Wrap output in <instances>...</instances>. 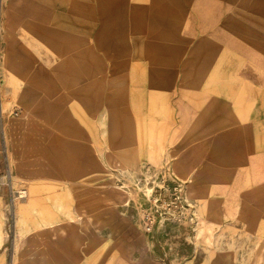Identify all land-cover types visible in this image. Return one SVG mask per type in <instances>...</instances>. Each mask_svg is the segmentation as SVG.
Listing matches in <instances>:
<instances>
[{"label":"crops","instance_id":"crops-1","mask_svg":"<svg viewBox=\"0 0 264 264\" xmlns=\"http://www.w3.org/2000/svg\"><path fill=\"white\" fill-rule=\"evenodd\" d=\"M192 8L188 0H0L7 88L22 106L0 116V131L13 168L32 182L102 187L112 183L108 168L167 164L169 184H183L196 212L200 264H264V128L240 127L239 114L238 126L225 127L223 23ZM248 39L252 70L264 71V30ZM37 61L63 78H35ZM4 215L0 203V231ZM120 215L107 218L112 238H122L106 262L135 264L130 253L144 240L124 238Z\"/></svg>","mask_w":264,"mask_h":264},{"label":"rangeland","instance_id":"rangeland-1","mask_svg":"<svg viewBox=\"0 0 264 264\" xmlns=\"http://www.w3.org/2000/svg\"><path fill=\"white\" fill-rule=\"evenodd\" d=\"M188 1L193 5V16L208 15L223 23L225 127L238 126L234 117L239 114L240 127L251 123V127L264 128V71L252 70L256 60L248 56V32L264 30V0ZM259 59L264 62L262 57ZM33 64L34 72L30 70L37 79L63 78L45 71L43 63ZM12 65L25 70L20 62L13 60ZM8 68L9 57L0 51L1 117L13 114L16 107L22 109L16 101V89L9 94ZM249 115L254 117L251 122L242 120ZM0 136V178L7 181L0 184L5 214L1 222L6 224V230L0 231V264H127L106 262L107 257L115 259L111 247L122 238H112L116 233L105 228L107 218L112 214L113 220L117 216L120 219L121 212L129 223L124 238L144 240V244L139 242L141 250L130 253L129 261L136 264L144 257L155 264H189L197 260L200 264L203 252L196 247V212L192 201L173 192L175 183L169 184L172 174L167 164L149 169L108 168L112 183L102 187L32 182L13 168L2 129ZM19 190L27 196L19 198ZM31 223L34 229L24 230ZM248 253L252 256V246Z\"/></svg>","mask_w":264,"mask_h":264},{"label":"built area","instance_id":"built-area-1","mask_svg":"<svg viewBox=\"0 0 264 264\" xmlns=\"http://www.w3.org/2000/svg\"><path fill=\"white\" fill-rule=\"evenodd\" d=\"M162 183H165V181L163 180ZM172 190H173V192H175V194H176L177 197H182V199L184 198V194H183V184H182L181 182H177V183H175V185H174V187L172 188ZM24 192H25V191H24ZM17 194H18L17 196H18L19 198H22V197H21V194L19 193V191H18ZM25 194H26V193H25Z\"/></svg>","mask_w":264,"mask_h":264},{"label":"bare ground","instance_id":"bare-ground-1","mask_svg":"<svg viewBox=\"0 0 264 264\" xmlns=\"http://www.w3.org/2000/svg\"><path fill=\"white\" fill-rule=\"evenodd\" d=\"M2 178V177H1ZM0 178V184H5L7 181L5 180V179H1ZM5 180V181H4ZM121 187V186H120ZM122 188V187H121ZM146 188V187H145ZM145 190V189H144ZM146 191H149V189H147ZM19 193L21 194V197H26L27 196V194H25L26 192H24L23 190H19ZM146 193H148V192H146ZM145 193V194H146ZM163 205V204H162ZM162 215V214H161ZM163 216V215H162ZM165 217V216H164ZM163 217V218H164ZM20 239V238H19Z\"/></svg>","mask_w":264,"mask_h":264}]
</instances>
